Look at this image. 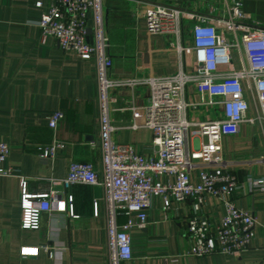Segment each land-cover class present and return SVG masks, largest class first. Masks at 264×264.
<instances>
[{
  "label": "crops",
  "instance_id": "crops-1",
  "mask_svg": "<svg viewBox=\"0 0 264 264\" xmlns=\"http://www.w3.org/2000/svg\"><path fill=\"white\" fill-rule=\"evenodd\" d=\"M52 0H0V141L10 144L5 161L14 174L0 175V264H108L106 205L100 185L62 183L72 161L93 162L102 173L99 144V100L95 63L63 51L57 40L40 41L42 2ZM199 11L205 15H229L241 0H149ZM252 21L264 29V0H242ZM144 7L135 0H105L104 18L110 38V54L116 77L165 76L180 68L177 45L187 48L183 59L187 70L195 69L190 24L183 21L180 38L175 34L148 35ZM90 25V22H89ZM237 66L236 54L233 52ZM117 98L112 113L116 127L114 138L132 143L137 152L150 154L153 132L141 125L143 113L132 107L147 105L150 90L146 85L122 87L113 91ZM191 121L223 118L220 103L198 104L201 95L194 85L186 89ZM208 100V97H205ZM64 112L56 130L49 126L48 115ZM258 107L251 100L249 116ZM137 115V116H135ZM54 137L65 147L52 159L41 156L42 147ZM203 137L193 133V150ZM222 151L230 169L238 176L240 188L235 193L238 206L255 217L251 248L232 256L213 253L193 256L187 250L191 241L186 221L192 212V201H173L168 211L163 200L153 197L148 222L133 227V258L122 264H264V191L253 188L249 176H264V127L261 120L241 123L239 132L225 135ZM168 180L167 177H160ZM191 178L197 181V170ZM171 181L173 178H169ZM26 181L31 194L49 193L52 210L41 216L38 229L21 226V191ZM73 197L69 205L68 197ZM66 200L65 210L56 203ZM98 201V213L94 203ZM201 213L214 219L224 214L219 199L208 197ZM128 216L122 214L118 223ZM24 245L39 247L35 256L20 255Z\"/></svg>",
  "mask_w": 264,
  "mask_h": 264
},
{
  "label": "built area",
  "instance_id": "built-area-1",
  "mask_svg": "<svg viewBox=\"0 0 264 264\" xmlns=\"http://www.w3.org/2000/svg\"><path fill=\"white\" fill-rule=\"evenodd\" d=\"M105 0H52L42 8L36 22L40 41L57 40L65 52L95 63L99 100V144L102 155V173L90 161H72L68 175L62 183L67 188L74 183L100 185L106 205L108 264H122L133 258L130 230L142 228L148 222V209L153 197L163 200L168 211L173 201L190 199L192 214L187 218V233L191 247L185 251L193 256L220 253L232 256L251 248L256 220L235 202L240 188L238 176L230 169L222 151L225 135L239 132L241 123L261 120L264 127V29L252 21L243 8V1L234 4L229 15H205L199 11L135 0L144 7L148 35L175 34L180 38L183 21L190 24L192 44L188 48L195 56L196 67L187 70L183 53L180 68L165 76L116 77L110 54L111 42L105 26ZM90 22V25H89ZM88 28L91 29L90 34ZM236 54L238 65L233 57ZM146 85L150 90L147 105L132 107L142 115L141 125L152 130L150 154L137 152L132 143L114 138L116 127L112 113L117 98L113 91L122 87ZM194 85L201 95L198 104L217 103L223 106V118L191 121L188 109L193 104L186 99V89ZM208 97V100H205ZM251 100L258 113L249 116ZM65 114L54 110L48 115L49 126L56 130ZM137 116V115H135ZM193 133L203 137L198 149L193 150ZM65 143L54 137L52 143L42 147L41 156L52 159L63 150ZM10 144L0 141V175L14 174L5 166ZM197 170V181L191 178ZM165 176L168 180H161ZM169 178H173L171 181ZM256 190L264 191V176H249ZM49 193L31 194L23 181L21 191V226L38 229L41 216L52 210ZM208 197L220 200L224 214L217 219L201 213ZM73 197H68L71 205ZM66 200L56 203L57 210H65ZM98 213V201L94 203ZM122 214L128 220L118 223ZM39 247L24 245L20 255L35 256Z\"/></svg>",
  "mask_w": 264,
  "mask_h": 264
},
{
  "label": "water",
  "instance_id": "water-1",
  "mask_svg": "<svg viewBox=\"0 0 264 264\" xmlns=\"http://www.w3.org/2000/svg\"><path fill=\"white\" fill-rule=\"evenodd\" d=\"M90 32H91V29H90V28H88V33L90 34Z\"/></svg>",
  "mask_w": 264,
  "mask_h": 264
}]
</instances>
